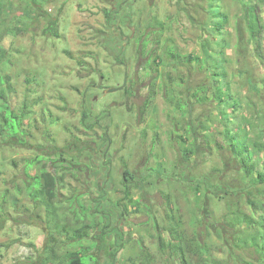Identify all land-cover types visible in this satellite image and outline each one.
Here are the masks:
<instances>
[{"label": "rangeland", "instance_id": "obj_1", "mask_svg": "<svg viewBox=\"0 0 264 264\" xmlns=\"http://www.w3.org/2000/svg\"><path fill=\"white\" fill-rule=\"evenodd\" d=\"M1 2L15 12L25 4ZM44 8L30 32L2 39L12 51L5 71L15 85L13 105L32 106L24 130L33 147L0 146V203L6 194L7 210L0 218V264H45V209H36L24 189L26 173L38 172L30 162L47 149L45 133L79 164L77 177L66 176L63 205L78 191L79 204L88 206H79L78 219L99 224L87 239L79 234L77 244L69 234L57 245L59 259L83 250L95 264H186L168 245L174 226L185 248L194 234L208 248L205 262L193 255L191 264L252 260L251 249L236 239L251 229L232 219L247 213L264 223V184L251 186L225 139L227 128L240 139H264V73L248 42L243 4L49 0ZM48 17H58L59 37L43 35ZM168 49L185 59L200 56L206 68L179 62ZM158 55L165 64L154 60ZM214 70L228 91L224 100L232 93L237 109L214 96ZM254 156L263 158L264 149ZM126 168L134 176L128 195ZM66 219L71 228L75 216Z\"/></svg>", "mask_w": 264, "mask_h": 264}, {"label": "trees", "instance_id": "obj_2", "mask_svg": "<svg viewBox=\"0 0 264 264\" xmlns=\"http://www.w3.org/2000/svg\"><path fill=\"white\" fill-rule=\"evenodd\" d=\"M243 4L245 13L242 16L245 22V29L248 33V42L253 49V55L258 61L260 67L264 73V0H237ZM25 4L20 6L16 12L8 4L4 9L0 0V146L5 145H20L22 147H33L29 142V138L26 135L24 128V121L26 117L31 113V105L26 103L20 106H14L12 101V95L15 93V85L13 77L5 71V67L11 65V53L9 47L2 43L3 38H9L13 40L30 32L33 29V24L39 16L43 15L44 6L49 3V0H24ZM107 18H110V12L106 10ZM220 17L227 18V14L222 12L216 13ZM215 14V15H216ZM219 25L218 27L220 28ZM43 35L59 37V19L58 17H48L43 27ZM168 56L175 57L179 62L194 63L199 69L206 68V61L200 56H188L186 59L181 57L179 53H176L173 49H168ZM185 59V60H184ZM157 63L162 62L165 64L161 55L155 57ZM220 72L214 70L212 74V82L214 87V96H219L220 102L224 101V104L231 106L234 110L239 106V100L235 98L232 93H229V100H224L225 84L219 79ZM200 91H206L201 88ZM219 93V94H218ZM199 93L197 92L195 96ZM207 99V95L198 98L200 102ZM182 109L184 107L181 105ZM224 114V110L221 111V115ZM83 117L88 118V113L84 110ZM54 123V122H53ZM261 137L264 138L263 131H261ZM45 140L48 142L47 149L42 153H37L30 162V165H34L38 172L31 175L26 173L24 178V189L27 195L31 198L34 207L37 209L43 205L45 209L46 224L49 226L47 233L46 244V258L45 264H95L94 260L87 255L83 250H75L67 252L62 259L57 256V245L59 243L64 244L68 242L66 239L70 238L71 243H79L81 240H77L78 235L84 234L87 239L91 234V229H98V222L96 220L91 223H86L82 219H78V208L83 206L82 195L76 190L70 191V195L66 201L68 206L63 205L61 196L63 195V188L66 187V176L70 175L77 177L76 170L79 168L78 162L72 160V154L67 153L62 147L54 144V138H51L49 134L45 133ZM110 140V137H106ZM225 139L233 154L237 157L239 165L244 171L245 177H247L251 186L264 184V156L263 158H254V154L263 151L264 139L262 141L250 140L248 134H245L242 139L234 132L233 129L227 128L225 130ZM205 141V139H203ZM206 143L208 144L207 140ZM55 156H50V152ZM190 152L192 150H189ZM71 156V158H70ZM254 156V157H253ZM29 165V166H30ZM124 186L126 195L129 194V184L132 183L134 176L132 172L126 168L124 170ZM18 190H20L18 188ZM9 190H4V193ZM15 201L17 199L15 198ZM99 202V201H98ZM6 203V194L3 195L2 202L0 203V218L5 216L7 210L4 208ZM85 203V202H84ZM17 204V202H16ZM252 205H254L252 203ZM88 206H86V209ZM69 214L75 216V222L69 227V221L66 219ZM40 217V214H38ZM264 216H262V220ZM80 221H82L80 223ZM233 225H238L240 228L243 224L246 225V230H250L244 237L238 235L236 238L239 243L247 246L251 249L253 254L252 260L244 262L246 264H264V223L253 218L251 214H236L232 219ZM237 222V223H236ZM63 225V226H62ZM178 226V225H177ZM105 227H107L105 225ZM56 228L60 233L57 232ZM263 229V231L261 230ZM174 232H172L173 239L168 244L174 251L180 250V258L185 261L186 264H191V256L197 255L200 261L205 262L207 258L208 248L201 240V235L194 234L185 242L186 248L183 246L182 239L179 237L178 232L173 226ZM72 231V232H71ZM105 232V231H104ZM59 234V235H57ZM65 236V238H64ZM104 237L102 233L99 235ZM95 242V241H94ZM161 244L165 247L167 244L165 240H162ZM3 245L0 244V248ZM188 248V250H186ZM145 263L149 262L150 256L145 254ZM89 261L87 262L86 261ZM95 259V258H94ZM216 263V262H215Z\"/></svg>", "mask_w": 264, "mask_h": 264}, {"label": "water", "instance_id": "obj_3", "mask_svg": "<svg viewBox=\"0 0 264 264\" xmlns=\"http://www.w3.org/2000/svg\"><path fill=\"white\" fill-rule=\"evenodd\" d=\"M124 86H125V82H124V84H123L122 86H120V87H118V88H111V89H108V92H115V91H117V90H120V89L124 88Z\"/></svg>", "mask_w": 264, "mask_h": 264}]
</instances>
